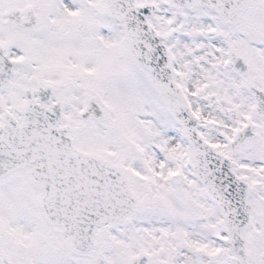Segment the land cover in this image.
Masks as SVG:
<instances>
[{
	"label": "snow or ice",
	"instance_id": "obj_1",
	"mask_svg": "<svg viewBox=\"0 0 264 264\" xmlns=\"http://www.w3.org/2000/svg\"><path fill=\"white\" fill-rule=\"evenodd\" d=\"M0 264H264V0H0Z\"/></svg>",
	"mask_w": 264,
	"mask_h": 264
}]
</instances>
